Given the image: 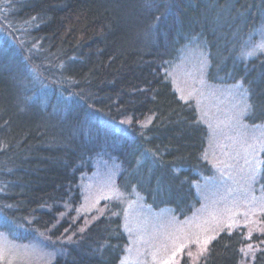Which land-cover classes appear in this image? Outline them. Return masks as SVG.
Returning <instances> with one entry per match:
<instances>
[{
  "label": "trees",
  "instance_id": "1",
  "mask_svg": "<svg viewBox=\"0 0 264 264\" xmlns=\"http://www.w3.org/2000/svg\"><path fill=\"white\" fill-rule=\"evenodd\" d=\"M263 28L264 0H0V234L42 246L46 264H120V203L80 211L81 179L101 159L124 195L191 216L212 174L209 132L168 69L202 40L208 82L241 83L245 121L264 125V50L252 49ZM247 245L225 231L197 264H241ZM250 260L264 264V246Z\"/></svg>",
  "mask_w": 264,
  "mask_h": 264
},
{
  "label": "rangeland",
  "instance_id": "2",
  "mask_svg": "<svg viewBox=\"0 0 264 264\" xmlns=\"http://www.w3.org/2000/svg\"><path fill=\"white\" fill-rule=\"evenodd\" d=\"M257 35L252 49L263 51L264 28ZM208 65L204 42L194 39L168 69L178 97L195 105L209 132L204 159L212 174L196 186L200 206L191 216L179 220L169 209L153 210L136 193L124 195L117 188L118 167L108 161L98 160L81 179V212L99 215L103 202L116 201L122 207L129 241L120 264H183L186 259L197 264L205 241H209L207 248L225 231L245 234L248 245L241 264H251L250 258L264 246V125L245 121L250 108L244 86L208 82ZM48 260L42 246L18 245L0 234V264H46Z\"/></svg>",
  "mask_w": 264,
  "mask_h": 264
},
{
  "label": "snow or ice",
  "instance_id": "3",
  "mask_svg": "<svg viewBox=\"0 0 264 264\" xmlns=\"http://www.w3.org/2000/svg\"><path fill=\"white\" fill-rule=\"evenodd\" d=\"M181 99H183V97H181ZM7 223H8V221H7L6 218L0 220V224H2V225H7ZM81 231H83V229H81ZM214 238L215 237H212L211 239H214ZM208 242L209 241H205V248L203 249V251H206L207 250L206 249V245H207ZM197 243H199V242L197 241ZM185 247H186V245H185ZM201 254H203V252ZM174 255H175V253H174ZM189 255H191V253H189ZM163 264H169V262L168 261H164Z\"/></svg>",
  "mask_w": 264,
  "mask_h": 264
}]
</instances>
